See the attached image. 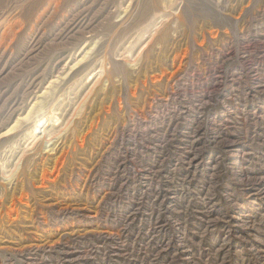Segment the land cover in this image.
I'll use <instances>...</instances> for the list:
<instances>
[{"label": "rangeland", "instance_id": "obj_1", "mask_svg": "<svg viewBox=\"0 0 264 264\" xmlns=\"http://www.w3.org/2000/svg\"><path fill=\"white\" fill-rule=\"evenodd\" d=\"M0 264H264V0H0Z\"/></svg>", "mask_w": 264, "mask_h": 264}, {"label": "bare ground", "instance_id": "obj_2", "mask_svg": "<svg viewBox=\"0 0 264 264\" xmlns=\"http://www.w3.org/2000/svg\"><path fill=\"white\" fill-rule=\"evenodd\" d=\"M103 72H104L103 67H100L98 74L101 76ZM52 115H53V106L45 105L37 109L34 113H32L30 110L25 118H27L28 116L33 117V119L36 118L35 125L43 127V124L48 122L51 119ZM13 129H14V126L11 129H9L6 133L11 132Z\"/></svg>", "mask_w": 264, "mask_h": 264}]
</instances>
